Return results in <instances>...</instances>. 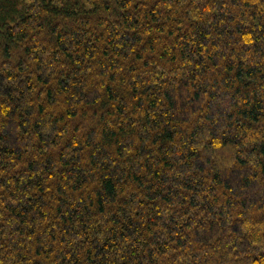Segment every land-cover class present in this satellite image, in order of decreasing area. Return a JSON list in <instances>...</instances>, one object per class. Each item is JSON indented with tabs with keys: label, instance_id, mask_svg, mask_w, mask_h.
<instances>
[{
	"label": "trees",
	"instance_id": "16d2710c",
	"mask_svg": "<svg viewBox=\"0 0 264 264\" xmlns=\"http://www.w3.org/2000/svg\"><path fill=\"white\" fill-rule=\"evenodd\" d=\"M0 264H264V0H0Z\"/></svg>",
	"mask_w": 264,
	"mask_h": 264
}]
</instances>
